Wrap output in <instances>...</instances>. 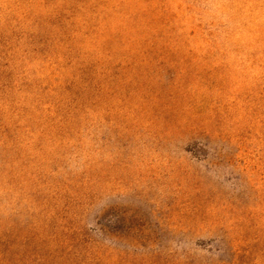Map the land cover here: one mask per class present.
Returning <instances> with one entry per match:
<instances>
[{"label": "rangeland", "instance_id": "1", "mask_svg": "<svg viewBox=\"0 0 264 264\" xmlns=\"http://www.w3.org/2000/svg\"><path fill=\"white\" fill-rule=\"evenodd\" d=\"M0 264H264V0H0Z\"/></svg>", "mask_w": 264, "mask_h": 264}]
</instances>
